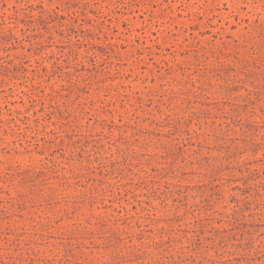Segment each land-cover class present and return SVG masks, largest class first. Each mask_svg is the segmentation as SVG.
I'll list each match as a JSON object with an SVG mask.
<instances>
[{
  "label": "rangeland",
  "instance_id": "rangeland-1",
  "mask_svg": "<svg viewBox=\"0 0 264 264\" xmlns=\"http://www.w3.org/2000/svg\"><path fill=\"white\" fill-rule=\"evenodd\" d=\"M0 264H264V0H0Z\"/></svg>",
  "mask_w": 264,
  "mask_h": 264
}]
</instances>
